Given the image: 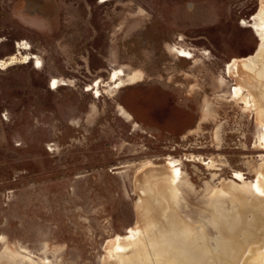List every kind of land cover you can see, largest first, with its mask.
<instances>
[{
    "label": "rangeland",
    "instance_id": "374dc122",
    "mask_svg": "<svg viewBox=\"0 0 264 264\" xmlns=\"http://www.w3.org/2000/svg\"><path fill=\"white\" fill-rule=\"evenodd\" d=\"M43 1L54 30L0 0V264H110L119 237L141 264H165L156 242L264 264L262 80L241 65L264 0ZM147 163L173 166L169 213Z\"/></svg>",
    "mask_w": 264,
    "mask_h": 264
},
{
    "label": "bare ground",
    "instance_id": "6f19581e",
    "mask_svg": "<svg viewBox=\"0 0 264 264\" xmlns=\"http://www.w3.org/2000/svg\"><path fill=\"white\" fill-rule=\"evenodd\" d=\"M263 12H264V5H263L262 13ZM261 15L262 14H260V16ZM257 18H260V17L257 16ZM263 40H264V35H263ZM18 54H20V53H18ZM257 57L258 58H255V59L254 58H248L247 60L241 61V65H242V67H244L243 69H245V71H242V73H243L242 79L247 82V79H249V77L252 75L253 78L252 79L250 78V80H252V81H254L256 79L262 80L261 81L262 83H260V81L258 82L259 87L256 86V88H257V90L259 89L260 96L262 97V103H259V104L262 105V107L264 108V71H263V69H264V55H263V50L262 49H261V51L258 52ZM239 63H240L239 61H235L233 64H231L229 66V73H231L232 70L237 65H239ZM38 65L40 66V63ZM227 73H228V70H227ZM248 75H249V77H248ZM242 79H240V80H242ZM52 86H53L54 89H57L59 87L58 86V82L55 80L53 82ZM261 113H262V111H261ZM257 116L259 117L258 120L259 121L261 120L263 122L262 117H261V115L259 113H257ZM3 117H4V119H6L5 116H3ZM150 166L153 168L154 165H152L151 163H147L145 165V168L147 169ZM164 166L163 167H158L157 166L158 168H156L154 166L153 169H155V171L153 172V174H151L152 176H150V177L148 176L149 177L148 182L154 183L155 187H156L155 189H159L160 192H161L160 194L158 193L160 195V196L158 195V197L160 198L159 199V204H158L159 205L158 208L160 209V211H164V212L167 211L169 213L170 211H168V206H169V203H170L171 206L173 205L171 200H172V198H175V193L171 192L172 190H171L170 185L168 184L167 181H169V182L173 181L172 178H173V175H174V171H173V166L172 165L168 164V166H165V167ZM146 181H144V182H146ZM259 181H260V184L262 185V187L264 189V178L260 177ZM141 183H143V182H141ZM166 185H169L170 191L167 190V186ZM151 237L152 236L150 235L149 238H151ZM179 238H181V237H179ZM127 241H128V238H125V239H123L121 237L118 238L117 244H115V247L118 248V249L114 248V250L111 251L110 257H109V259L111 260L110 264H123L121 259H123L124 264H141L142 263L141 262V259H142L141 257L144 258V256H142L141 253L149 251V248L146 247V246H148V243L143 241V240H138V241L130 242V243L127 242ZM140 243H142L141 244L142 248L139 246ZM128 244L130 245V248L126 247ZM161 245L162 244L160 242L159 243L156 242V244L152 248H153V251L155 252L156 256L161 258V259H163L165 264H170L171 263V261L174 259V254L177 255L178 260H176V261H177L178 264H188L187 263V259L188 260L192 259L191 257L193 255L188 253L187 248L185 250V248L180 246V244L176 245L175 243H173V246L169 245V246H166V247L161 246ZM234 249H236V248H234ZM128 251H129V253H127ZM249 251H251V252L246 255V257H245V259L243 261V264H261L262 254H259L257 252L256 248H252ZM238 252H239L238 250L235 251V253H238ZM232 254H233V252L231 251V248H229L227 250V252H226V259H227L226 261H228L229 264H232L233 260H234V258H233L234 254L233 255ZM148 255H149V252H148ZM127 258H129L128 261H126ZM161 261L162 260H159L155 264H161Z\"/></svg>",
    "mask_w": 264,
    "mask_h": 264
},
{
    "label": "crops",
    "instance_id": "0c3cea01",
    "mask_svg": "<svg viewBox=\"0 0 264 264\" xmlns=\"http://www.w3.org/2000/svg\"><path fill=\"white\" fill-rule=\"evenodd\" d=\"M47 5L44 4L43 0H38V23L40 24V26H46V25H50L51 24V29L54 30V26L53 25V20L55 18H57L56 14L54 15H49L47 14ZM56 21H58L57 19H55ZM57 28H59V26H57Z\"/></svg>",
    "mask_w": 264,
    "mask_h": 264
},
{
    "label": "built area",
    "instance_id": "2783aa9c",
    "mask_svg": "<svg viewBox=\"0 0 264 264\" xmlns=\"http://www.w3.org/2000/svg\"><path fill=\"white\" fill-rule=\"evenodd\" d=\"M17 45V44H16Z\"/></svg>",
    "mask_w": 264,
    "mask_h": 264
}]
</instances>
